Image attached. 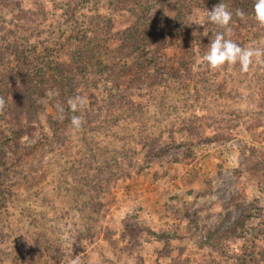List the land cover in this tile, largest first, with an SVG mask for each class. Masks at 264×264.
Returning <instances> with one entry per match:
<instances>
[{"label":"rangeland","instance_id":"1","mask_svg":"<svg viewBox=\"0 0 264 264\" xmlns=\"http://www.w3.org/2000/svg\"><path fill=\"white\" fill-rule=\"evenodd\" d=\"M220 2L264 50L254 0H0V264H264V63L202 61Z\"/></svg>","mask_w":264,"mask_h":264},{"label":"clouds","instance_id":"2","mask_svg":"<svg viewBox=\"0 0 264 264\" xmlns=\"http://www.w3.org/2000/svg\"><path fill=\"white\" fill-rule=\"evenodd\" d=\"M207 13V21L219 28L224 29L223 32H217L214 38L207 46V52L203 55L202 61L212 69L219 68L225 64L239 65L241 73L248 72L254 60L264 63V50L253 47H241L238 43L226 38L225 33L230 34L229 27L232 21L233 12L229 10L228 6L220 2L215 5L211 11L205 10ZM237 16H243L244 13L237 10ZM254 20L261 26H264V0H254L252 5V12ZM57 93L49 91L47 95L51 98ZM85 103V98L79 95L70 97L67 100V106L71 112L75 113L78 108ZM4 105V101L0 99V108ZM63 109H61L62 111ZM82 125V118L78 115H72L70 118V126L78 130Z\"/></svg>","mask_w":264,"mask_h":264}]
</instances>
